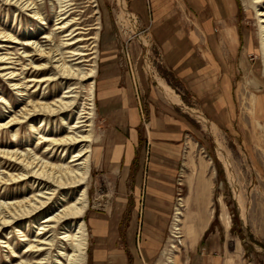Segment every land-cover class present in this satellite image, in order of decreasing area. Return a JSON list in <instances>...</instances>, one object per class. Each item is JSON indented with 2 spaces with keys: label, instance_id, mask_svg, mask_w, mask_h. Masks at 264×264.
<instances>
[{
  "label": "rangeland",
  "instance_id": "rangeland-1",
  "mask_svg": "<svg viewBox=\"0 0 264 264\" xmlns=\"http://www.w3.org/2000/svg\"><path fill=\"white\" fill-rule=\"evenodd\" d=\"M35 1L43 13L44 24H40V21L30 16L27 10L9 1L0 0V30L13 34L17 40V42H3L5 46L0 48V53H5L7 51L5 49H8V53H12L10 54L12 59L16 60L19 56H23L22 51H27L31 56H26L22 61L27 64L28 57H33L34 63H39L41 60H38L31 48L24 44L29 39L44 43V36L49 34L53 39L49 42L50 46L58 47V53H65L64 56L69 60L70 53L66 52L67 47L70 46L65 47L66 43L61 44L62 41L71 37L65 36L68 28L55 29L59 17L57 15L63 12L58 0ZM194 1L167 0L168 6L161 12L164 17L162 21L158 20L161 15L157 13L159 6L155 7L152 0H125L130 16L120 12L121 6L118 0H72L75 4L70 6L71 9L65 16L70 14L74 24H79L78 27L82 26L84 38H90L98 32L97 40L84 39L81 45L74 46V48L82 47L85 52L90 53L85 57L87 61L79 64L83 71L94 67L96 72L98 56L100 57L104 47L108 46V52L113 56L114 63L121 69L129 71L137 86L140 82V73L156 93L161 94L157 87L156 80H158L168 90L173 91L179 101V95L181 96L180 103L185 106L187 113H184L186 127L182 131L181 138L184 147L176 176V191L181 188L182 197L175 208L172 220L174 224L171 223L170 216L163 250L171 242L170 238L167 239L170 227L171 231L178 227L180 250L176 252L178 246L175 242L174 254L171 253L176 264L186 262L183 254L190 252L188 248L196 242L198 246L197 249H193V254L198 257L204 254L206 258L216 256V264H223L225 259H229L230 264H264V82L263 84L255 83L253 82L255 77L249 75L251 70L259 68L264 81L260 29L255 16L256 8H254L255 5L257 8L260 6L250 3L249 0H202V6L199 8ZM262 7H264V1ZM153 15L157 17L154 22L149 18ZM145 18L148 20L146 21ZM205 20L210 21L207 22L210 23V28L205 27ZM131 24L136 30H131ZM94 26L99 28L93 29ZM177 30L181 31L179 39L176 38ZM166 31L170 42L174 41L175 44L179 41L183 48L184 56L189 62L186 63L185 68L189 65L195 66L197 74L193 78L189 79L190 77H186L188 74L174 70L171 64L168 65L165 62L160 46L165 40ZM94 50L96 53H92ZM172 52L169 51L170 63ZM94 61L95 66H92ZM75 62L72 61V63ZM26 66L27 69L31 67V65ZM14 68L18 69L19 66L15 65ZM30 73L31 69L26 75ZM60 77L57 75V79L42 83L36 88L29 84L27 96L36 92V98L40 95H46L49 99L61 97L67 90L65 88L67 82ZM91 80L94 81L95 76L68 82L74 87L77 102L75 107L67 112L51 115L47 117L46 122L41 121L40 117H35L31 121L2 129L0 131L2 145L12 144L11 147L21 150L33 149L38 155L47 157L53 162L68 163L81 146L53 148L44 152L47 144L37 143V137L40 135L39 131L41 134L43 132L52 136L56 135V132L68 130L81 110V106H86L88 103L87 90ZM0 89L5 90L2 96L8 101V103L0 101V121L3 122L8 114L20 109L26 99L18 96L2 75H0ZM92 102L94 115L90 121L88 120L89 122H85L92 124V135L89 142L81 143L90 145L88 179L85 183L86 211L89 202L90 210H93L98 217L104 218L109 214L107 209L117 210L116 203L120 201L118 197L120 188L117 183L110 180L109 175L99 168L95 170L91 165L94 146L99 143L105 131L104 122L95 107V99ZM189 109L198 111L215 124V133L212 134L201 120L188 111ZM63 119L68 123H64ZM141 127L140 140L147 144L150 140V137L146 135L150 127L148 116L145 115L142 118ZM89 128L83 126L80 130L86 135ZM188 139V143L192 145L191 149L188 148L189 151L186 146ZM218 142L229 158V170L217 155ZM1 165L0 172L9 170L4 169L6 165L3 167L2 161ZM229 171L232 172L231 176ZM183 172L200 175L203 182H206L208 178V184L212 187V195L208 200L209 206L195 207V204L191 205L189 200L188 202L185 200L186 185L181 175ZM130 173L135 174V167ZM178 178H181V186H178ZM44 185L48 186V184L40 185L28 179L5 184L0 188V200L21 199L23 196L31 195L33 191L37 192L44 188ZM81 186L82 184L57 190L53 199L39 214L23 218L18 228H21L23 234H28L27 237L30 238V235L37 232V222L33 223L32 218L37 220V216L52 214L62 204L66 205L73 201L79 196ZM132 186L133 183H126L123 186L126 211L134 202ZM63 195H66L65 202ZM201 199L206 202L203 197L199 200ZM239 201L244 205L243 212ZM190 205L191 208H189ZM190 209L194 211L203 209L207 212L190 215ZM85 214L81 219L87 221ZM129 215L128 213L118 216L114 214L113 218L126 220ZM79 221L80 218L67 221V224H70L69 234L74 233ZM63 224L60 223L53 228L52 232H47V235L52 234L51 237L54 238V244L49 249L48 264H54L56 258H59L62 264H68L67 258L61 254L65 250L69 251L71 244L70 240L59 238L68 228ZM120 224L117 228L119 232H116L118 235L115 245L128 252L125 226ZM85 230L88 244L84 254V264H90L88 227H85ZM20 235L21 233L15 231L11 225L5 226L0 232V264H10L12 259L10 249L2 247L4 241L8 240L17 254L24 250L25 242L20 240ZM209 244L216 248L207 251L206 247ZM43 255L44 252L39 255V258ZM160 257L161 254L159 259ZM179 258H182L181 261Z\"/></svg>",
  "mask_w": 264,
  "mask_h": 264
},
{
  "label": "crops",
  "instance_id": "crops-1",
  "mask_svg": "<svg viewBox=\"0 0 264 264\" xmlns=\"http://www.w3.org/2000/svg\"><path fill=\"white\" fill-rule=\"evenodd\" d=\"M166 2L167 0H152L155 7L159 6L158 15L168 6ZM202 2L194 1L199 8ZM149 18L152 22L157 19L155 15ZM163 19L161 14L158 20ZM207 22L210 21L205 20V27L210 28V23ZM180 32H176L177 39ZM164 34L165 40L162 41L160 49L165 56V62L171 64L174 70L188 74L186 77H190L189 79L193 78L197 74L195 66L189 65L185 68L189 62L179 41L174 44V41L170 42L167 31ZM169 51H173L171 63L168 61ZM139 76L138 88L131 73L114 63L108 46L98 56L94 99L105 131L99 143L94 146L91 165L95 170L99 168L109 175L110 180L118 184L120 201L116 203L117 210H106L109 214L104 218L95 215L88 202L85 214L87 221L84 220L89 233L90 264H155L165 244L176 198V176L184 147L181 138L186 127L184 113L187 111L180 103L182 99L179 94V102H169L159 92L156 93L140 73ZM134 85L137 86L136 89ZM145 115L148 116L150 126L146 131V135L150 137L147 144L140 140L141 120ZM188 141L189 139L186 142L187 149ZM133 167L135 174L131 175ZM181 175L186 185L185 200H189L191 205L195 204V207L209 206L212 187L208 184V178L203 182L202 177L194 173L183 172ZM126 183H133L131 192L134 197V202L128 206L127 211L122 193ZM202 197L206 202L199 200ZM206 212L203 209H190L189 214ZM126 213L130 214L126 220L113 218L114 214L118 216ZM119 224L125 226L128 252L115 245ZM197 246L198 242L192 244L188 248L191 251L183 254L185 263L216 264V256L206 258L204 254L200 257L193 254L192 251ZM206 248L211 251L216 247L209 244ZM223 264H230L229 259H225Z\"/></svg>",
  "mask_w": 264,
  "mask_h": 264
},
{
  "label": "bare ground",
  "instance_id": "bare-ground-1",
  "mask_svg": "<svg viewBox=\"0 0 264 264\" xmlns=\"http://www.w3.org/2000/svg\"><path fill=\"white\" fill-rule=\"evenodd\" d=\"M9 1L15 6L20 7L23 10H27L30 16L34 19L40 21V24H44V16L41 12V9L35 0H5ZM119 5L121 6L120 12L122 14L130 13L126 9L125 0H118ZM264 0H249L250 3L259 4L260 8H257L256 5L254 8L255 16L257 17L260 29V51L263 59L264 66V7H262V2ZM60 7L63 12L58 14V22L56 23L57 27L55 29L68 28V32L65 36H71L62 41L61 44H65L68 50L66 53H70L69 60H67L64 54H59L58 47L50 46L49 42H52V36L47 34L44 36L45 42L29 39L25 42V46L31 48L37 57L41 61L39 63H34L33 57H28V63L25 64L22 59L26 56H31L27 51H22L23 56H19L16 60L12 59L8 53V49L5 53H0V75L7 79L10 87L15 89L18 96L23 99H26L25 103L20 107V109L13 111V113L8 114L7 119L0 123V131L5 128H10L21 124L24 121H31L32 118L40 117L41 121H45L47 117L55 114H63L74 108L76 105V94L75 90L71 85L68 84L72 80H84L88 77H94L96 72L95 68L92 67L88 71H83L80 67V63L87 61L85 58L86 55L90 54L85 52V49L82 47L74 48V46L81 45L82 40L84 39H98V32H96L90 38H84L83 28L78 27L79 24H74L73 17L65 16L68 14V11L71 9L70 6L75 4L72 0H58ZM122 19V18H121ZM130 26V25H129ZM132 27V24H131ZM130 27V28H131ZM99 26H94L93 29H98ZM131 30H136L135 27H132ZM0 48L5 45L3 42H17L16 37L11 33H6L5 31L0 30ZM94 43V42H93ZM96 46V43H94ZM74 48V49H73ZM248 48H252L248 46ZM255 49V48H254ZM251 51V50H250ZM253 51V49H252ZM255 51V50H254ZM92 53H96L94 50ZM257 53V52H256ZM60 55V56H58ZM58 56V58H56ZM73 59H71V58ZM96 56H94L95 58ZM93 58V57H92ZM71 59V60H70ZM16 61V62H15ZM72 61H76L72 63ZM18 65L19 68L15 69L14 66ZM26 65H31L28 69ZM26 66V67H25ZM95 66V61L92 64ZM31 69L30 75L28 70ZM261 70L254 69L251 70L249 75L255 77V83L263 84V78L261 76ZM57 75H60L67 82L66 91L62 94L61 97H55L49 99L46 95H40V97H35L36 92L31 93L28 97L29 84L32 87H37L42 83H48L49 81L57 79ZM18 77V78H17ZM60 77V78H61ZM17 78V79H16ZM158 89L164 98L169 102H179L178 96H176L173 91L168 90V88L160 81L156 80ZM94 81L91 80L88 87V103L86 106H81V110L78 115L74 118V122L71 123L68 130L64 132H56V135H48L39 131V136L37 137V143H46L47 146L44 149V152L47 150H52L53 148H72L75 145L81 146L80 149L74 154L73 158L66 164L53 162L47 157L38 155L33 149L21 150L19 148L11 147L12 144L2 145L0 142V165L1 161L5 168L9 170H3L0 172V188L5 184H13L16 182L23 181L28 179L29 181L38 182V184H48L47 187L33 191L31 195L23 196L21 199L14 200H0V232L3 231V228L7 225H11L15 228V231L21 233L20 240L25 242L24 250L20 253H16V250L10 246L8 240L4 241L2 247L10 249L11 252V262L10 264H48L47 261L50 259V248L54 244V238L51 237L52 234L47 235V232L53 231L60 223H65V231L61 237L64 240H70V250H65L63 253L64 257L67 258L68 264H84V259L87 250V239H86V224L82 216L86 212L87 200H86V180L88 179V169H89V155L90 145H83L81 143L89 142L92 135V124L85 123L89 122L92 116L94 115L93 100H94ZM5 90L0 89V101L8 103L7 100L2 96ZM28 97V98H26ZM33 97V98H32ZM195 117L201 120L206 128H208L212 134L215 133V124L201 115L198 111L189 109ZM64 123H68L67 120L63 119ZM89 120V121H88ZM83 126L90 127L88 129V134H83L81 128ZM15 128V127H14ZM204 129V128H203ZM209 132V131H208ZM16 134V132H15ZM55 134V133H54ZM216 138V137H215ZM217 145V155L226 166V169L229 170L230 162L228 156L225 154L219 142ZM188 148L191 149L192 145L188 143ZM43 152V153H44ZM74 163V164H72ZM2 166V165H1ZM2 167V168H3ZM231 170V169H230ZM232 175V172L229 171V176ZM232 179V178H231ZM79 196L73 201L65 204H62L55 212L52 214H47L43 217L37 216V220L32 218V222H37V232L34 235H30V238L27 237L28 234H23L21 228H18L20 221L23 218L31 217L33 215L39 214L42 209L51 201L56 194V191L59 189L67 187H77L79 185ZM63 201H66V195L62 196ZM180 199V198H179ZM240 208L242 212L244 211V205L239 201ZM179 214V212H177ZM42 218V219H41ZM75 218H80V221L77 223V227L74 229V233L69 234L70 231L67 221L69 219L74 221ZM174 219V216H173ZM172 219V220H173ZM175 221H178L175 219ZM72 223V222H71ZM173 222L172 224H174ZM179 228L175 227L172 231V237L168 247L162 251L161 257L158 260V263L170 264L174 262L173 252L175 251L176 242L175 238L179 236ZM169 234V233H168ZM3 238V237H2ZM1 239V237H0ZM44 252L42 258H39V255ZM171 253L172 256H171ZM54 264H62L59 258L55 259ZM172 263V264H173Z\"/></svg>",
  "mask_w": 264,
  "mask_h": 264
},
{
  "label": "built area",
  "instance_id": "built-area-1",
  "mask_svg": "<svg viewBox=\"0 0 264 264\" xmlns=\"http://www.w3.org/2000/svg\"><path fill=\"white\" fill-rule=\"evenodd\" d=\"M178 186H181V178H178ZM182 197V194H181V188H178V190L176 191V198H175V202H174V205H173V210H172V215H171V223H172V219H173V216H174V213H175V208H176V205L179 203V198H181ZM177 200V201H176ZM170 226H171V224H170ZM172 235V231H171V227H170V229H169V235H168V237H167V239L170 237ZM176 239V238H175ZM166 243V242H165ZM176 243H177V246H178V250H176V252H178L179 250H180V246H181V244L179 243V241H178V238H177V240H176ZM165 245V244H164ZM163 248H164V246H163ZM163 248H162V250H163ZM176 252H175V254H176ZM173 263V262H172ZM172 263H170V264H172ZM155 264H159L158 263V260L155 262ZM160 264H163V263H160ZM173 264H176V263H173ZM184 264H187V263H184Z\"/></svg>",
  "mask_w": 264,
  "mask_h": 264
}]
</instances>
